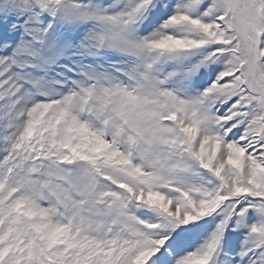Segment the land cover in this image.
<instances>
[{
  "label": "snow or ice",
  "instance_id": "6c2138e0",
  "mask_svg": "<svg viewBox=\"0 0 264 264\" xmlns=\"http://www.w3.org/2000/svg\"><path fill=\"white\" fill-rule=\"evenodd\" d=\"M0 264H264V0H0Z\"/></svg>",
  "mask_w": 264,
  "mask_h": 264
}]
</instances>
